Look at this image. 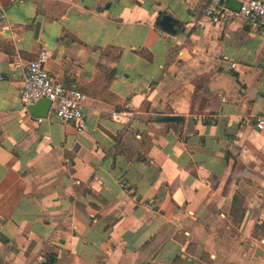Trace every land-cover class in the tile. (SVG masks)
<instances>
[{
  "label": "crops",
  "instance_id": "obj_1",
  "mask_svg": "<svg viewBox=\"0 0 264 264\" xmlns=\"http://www.w3.org/2000/svg\"><path fill=\"white\" fill-rule=\"evenodd\" d=\"M203 7L0 0V264H264V32ZM40 48L84 129L24 106Z\"/></svg>",
  "mask_w": 264,
  "mask_h": 264
},
{
  "label": "built area",
  "instance_id": "obj_2",
  "mask_svg": "<svg viewBox=\"0 0 264 264\" xmlns=\"http://www.w3.org/2000/svg\"><path fill=\"white\" fill-rule=\"evenodd\" d=\"M228 0H204V7L197 24L204 27L207 23L217 26H225L232 14L239 16L251 27L264 32V0H235L239 2V8L231 10L227 5ZM0 12V17H3ZM49 53L45 48H40L34 58L26 61V74L20 90V97L24 106L37 102L42 98L50 100L49 112L56 118L72 122L81 130L86 127L85 119V94L76 88L66 87L61 81L55 79L47 70L45 63ZM234 65V63H232ZM128 115L127 112H120ZM137 111L130 113L133 117ZM38 121L41 118L37 119ZM264 118H257L256 126L261 128ZM125 188L126 184L120 182Z\"/></svg>",
  "mask_w": 264,
  "mask_h": 264
},
{
  "label": "water",
  "instance_id": "obj_3",
  "mask_svg": "<svg viewBox=\"0 0 264 264\" xmlns=\"http://www.w3.org/2000/svg\"><path fill=\"white\" fill-rule=\"evenodd\" d=\"M226 5L229 7H233L236 10L239 8V2L235 1V0H228ZM164 21L169 19V16H164L163 17ZM38 26V24H37ZM38 27H36L37 29ZM50 100L47 98H42L40 100H38L35 103H32L30 105H28V110L31 114L35 115V116H46V114L49 111L50 108ZM151 120H156V121H177V120H181V116L179 115H172V114H155L152 115Z\"/></svg>",
  "mask_w": 264,
  "mask_h": 264
},
{
  "label": "trees",
  "instance_id": "obj_4",
  "mask_svg": "<svg viewBox=\"0 0 264 264\" xmlns=\"http://www.w3.org/2000/svg\"><path fill=\"white\" fill-rule=\"evenodd\" d=\"M237 201V199H235V202ZM263 233H264V228H263Z\"/></svg>",
  "mask_w": 264,
  "mask_h": 264
}]
</instances>
